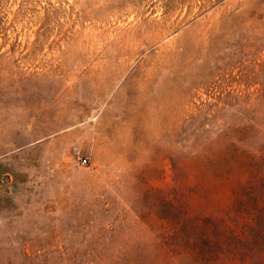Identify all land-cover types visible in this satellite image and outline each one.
<instances>
[{"label":"rangeland","instance_id":"1","mask_svg":"<svg viewBox=\"0 0 264 264\" xmlns=\"http://www.w3.org/2000/svg\"><path fill=\"white\" fill-rule=\"evenodd\" d=\"M255 202L264 0H0V264L236 257Z\"/></svg>","mask_w":264,"mask_h":264},{"label":"trees","instance_id":"2","mask_svg":"<svg viewBox=\"0 0 264 264\" xmlns=\"http://www.w3.org/2000/svg\"><path fill=\"white\" fill-rule=\"evenodd\" d=\"M261 215L264 216V203L255 202L246 211H240L238 219L234 223H230L225 217L213 219L212 223L218 222L221 225V233L230 236L234 243L233 255L236 257L228 256L225 248L219 244L217 239L213 238L216 233L201 225L195 227L192 240H188L191 249L189 255L193 260L197 258L202 260L204 264H264V246L261 251L256 252L258 244L248 235V231L256 229L261 230L264 235V222ZM171 230V235L175 234L176 228L172 227ZM202 230L207 233L203 235ZM245 242H250L252 249L243 248Z\"/></svg>","mask_w":264,"mask_h":264},{"label":"built area","instance_id":"3","mask_svg":"<svg viewBox=\"0 0 264 264\" xmlns=\"http://www.w3.org/2000/svg\"><path fill=\"white\" fill-rule=\"evenodd\" d=\"M86 160H82V164H85Z\"/></svg>","mask_w":264,"mask_h":264}]
</instances>
